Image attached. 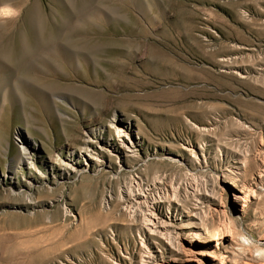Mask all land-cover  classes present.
I'll list each match as a JSON object with an SVG mask.
<instances>
[{
	"label": "rangeland",
	"instance_id": "rangeland-1",
	"mask_svg": "<svg viewBox=\"0 0 264 264\" xmlns=\"http://www.w3.org/2000/svg\"><path fill=\"white\" fill-rule=\"evenodd\" d=\"M0 45L56 52L4 82L0 264H264V0H0Z\"/></svg>",
	"mask_w": 264,
	"mask_h": 264
},
{
	"label": "bare ground",
	"instance_id": "bare-ground-1",
	"mask_svg": "<svg viewBox=\"0 0 264 264\" xmlns=\"http://www.w3.org/2000/svg\"><path fill=\"white\" fill-rule=\"evenodd\" d=\"M53 51H55V50L53 49ZM55 53L54 52L52 53L51 48L50 49L46 48V46H43V45H0V106H1L0 107V113L5 114L6 110L7 109L10 110V108H12V105L15 104V103L12 104L13 102H15V97L13 96V92L11 90L12 87L8 86V88L6 90L5 89L6 85L4 84V82L7 81V79L10 78L11 76L16 75L18 73L21 74L22 77L23 76H31V77L34 76L35 77L41 72H44V71L46 72V67L44 65H45V61H46L45 58L47 56H45V54L48 56L49 55L55 56ZM44 56H45V58H44ZM29 58H33V62L40 64V67L36 69V67L34 68L33 66H30L32 64L29 65V63H28ZM30 60L32 61V59H29V61ZM34 65H37V64H34ZM47 71L49 72V70H47ZM25 95H23L21 98L22 99L21 100L22 101V107L24 110L29 108L28 105L30 103L29 97L25 96ZM16 112H17V110H16ZM3 116H5V115H3ZM20 133L21 132H17V137H18V139L21 140L23 145L20 147V154H21L20 159L15 163L9 164L8 170L12 173L16 171L17 167L18 168L21 167L20 166L21 163H24V164L27 163L30 168L33 167V161H32V155L34 153L33 148H35L37 143H36V141L31 143V141L27 140L26 138L22 139ZM117 135L119 136V138H117V140H116L117 151L125 152L126 155L129 153H131L132 155H136V151L134 148L135 146L133 145L134 144L133 140L129 136V134L125 133L124 131H117ZM28 137H30V136H28ZM90 142H91L90 139L86 140V145H84L80 151L86 152L90 146L89 145ZM75 154L76 153L72 151V153L70 154L69 161H63L62 162L63 168H65V169L70 168V170H72V172L77 171L71 167V163H70L72 161V157ZM69 175H71V174H69ZM68 177H70V176H68ZM230 183H231V181H230ZM231 184L233 185V183H231ZM235 185H237V184H235ZM136 195L139 196L141 194L140 193H134V194H132V197L129 196V198L132 199L133 201H135L136 199L134 198V196H136ZM135 203H136V207H139V205H137L138 202H135ZM145 220L149 223L152 222V220L150 218L149 219L146 218ZM164 223L165 222H163V221L162 222L156 221V223L153 224L154 229H151V230L153 232L165 235L166 233L164 232L165 231ZM157 227H158V229H157ZM161 230H164V231H161ZM168 232H169V230H168Z\"/></svg>",
	"mask_w": 264,
	"mask_h": 264
}]
</instances>
